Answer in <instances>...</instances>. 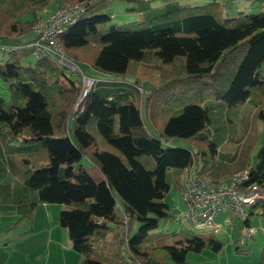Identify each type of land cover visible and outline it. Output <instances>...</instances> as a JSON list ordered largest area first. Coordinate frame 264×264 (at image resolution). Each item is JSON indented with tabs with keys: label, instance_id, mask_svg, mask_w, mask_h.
<instances>
[{
	"label": "trees",
	"instance_id": "1",
	"mask_svg": "<svg viewBox=\"0 0 264 264\" xmlns=\"http://www.w3.org/2000/svg\"><path fill=\"white\" fill-rule=\"evenodd\" d=\"M50 1L0 0V48L18 47L1 48L11 58L0 62V205L25 208L12 226L31 221L39 205H65L58 222L81 264H104L91 257L90 238L107 222L129 257L111 264H187L188 252H220L224 245L212 235L168 242L161 227L175 216L164 199L171 182L183 188L181 176L192 165L214 182L247 171L246 183L264 187V0L262 11L233 17H223L224 4L216 0H160L140 9L141 20L124 24L90 11L102 0H55L86 4L57 40L65 58L93 79L77 108L79 76L47 57L21 62L32 55L27 45L34 35L25 37ZM152 54L159 81L148 86L135 67ZM244 103L260 124L244 153L260 144L252 161L234 167V159L216 158L233 135L232 108ZM174 138L192 145H170ZM143 155L154 160L152 168ZM20 156L27 164L22 181L14 169ZM258 207L264 214L261 201L248 216Z\"/></svg>",
	"mask_w": 264,
	"mask_h": 264
},
{
	"label": "rangeland",
	"instance_id": "2",
	"mask_svg": "<svg viewBox=\"0 0 264 264\" xmlns=\"http://www.w3.org/2000/svg\"><path fill=\"white\" fill-rule=\"evenodd\" d=\"M210 1L213 0H176L179 4L187 5H200ZM216 1H220L224 4L223 17H233L239 12L257 13L263 10L259 7V0H245L237 4L232 3L230 0ZM54 2L57 7L60 5L59 2L51 0L47 5L48 8L46 7L38 13L39 19H46L50 16L52 12L50 14L48 13L52 9ZM162 4L163 3L160 0H148L139 4H133L126 0H102L93 2L91 4L92 6L90 7V11L94 14L103 13L110 15V23L124 24L141 20L142 14L139 12L141 8L146 6L156 7ZM132 6H134L136 10L128 11V9ZM29 17L30 16L27 14L24 18L27 19ZM32 36L33 34L30 33L25 37V39L32 38ZM8 57L11 58L8 53L2 51L0 48V62L5 61ZM33 61V55L24 57L21 60L22 64H32ZM159 66L160 64L157 57L152 54L151 56H147L144 62L137 64L135 67V73L142 79V81H144L145 84L149 86L159 81ZM260 74L264 76V63L261 67ZM98 75L105 77L102 74ZM254 111L255 108L247 103L240 104L232 108L230 118L233 120V135H229V138L225 142L226 144L224 143L225 145H222V147L219 148V155L216 158L218 161L223 160L221 157L232 158L234 159L233 166L235 167V165L243 159L253 160L254 153H256L260 144L259 140L254 145L250 154L248 153L249 155H246L244 152L245 147L255 140L258 131H260V124L257 122L258 120H255L254 118ZM146 126L151 131L148 123H146ZM168 143L170 145L184 147L192 145L188 141L178 138L169 139ZM22 158L24 157L20 156V159L17 158L14 168L16 179L19 181L24 180L26 176L25 170L27 164L21 161ZM140 160L147 168H152L154 166V160L151 157L143 155ZM180 182L183 185L184 175L181 176ZM181 192L182 190L180 187L177 186L175 182H171L170 189L164 199V201L168 204L170 211L175 216V219L172 222L166 223L163 227H161L162 233L165 235L167 241L173 243L184 240L185 237L190 235H212L216 239L220 240L224 245L218 253H215L207 248L203 249L201 252H188L186 255L187 264H258L260 251L264 246V214H259L261 208L258 207L254 209L253 214H251L248 218L250 226L255 229L254 236L246 239L245 244H241V230L242 227H244L242 217L229 211H223L216 219V222L222 226L218 233H210L208 229H197L190 220L185 219L184 216H182L184 204ZM118 202L120 203L119 199H117V203ZM65 207L66 206L63 204L55 203L46 204V206L39 205L34 212L33 219L31 221L22 222L17 228H14L12 225L23 212H19L20 210L15 206L7 207V212L0 210V237L3 235L10 237L16 236L17 234H24V232L32 227L33 231L36 232L31 237L32 239H38V231L43 227V224L40 222L42 221V218L44 220V215L49 216L50 223H57L59 225V213L60 210ZM250 210L251 208L249 211ZM225 217L228 218L227 222H224ZM107 226L109 227L108 229H100L91 236V257L104 264L114 263L115 261L120 260V258L129 261L124 245H120L119 248L117 247L116 240L118 229L115 228L114 224L111 222H107ZM59 227L61 226L59 225ZM7 228L12 230L6 231ZM61 228L66 233L67 230L63 227ZM236 247H238V250ZM4 251L7 252L8 250Z\"/></svg>",
	"mask_w": 264,
	"mask_h": 264
},
{
	"label": "built area",
	"instance_id": "3",
	"mask_svg": "<svg viewBox=\"0 0 264 264\" xmlns=\"http://www.w3.org/2000/svg\"><path fill=\"white\" fill-rule=\"evenodd\" d=\"M237 4L245 0H230ZM86 11L85 3H61L46 19H38L31 28L34 41L27 45L32 48L35 58L47 57L66 68L72 76H79L81 81L80 96L75 105L77 108L93 85V79L85 75L76 65L65 58L58 47V36L72 25ZM6 51L17 49L14 46H1ZM247 171L237 172L228 179L218 182L203 176L194 166L184 170V183L181 192L184 211L182 216L190 220L197 229L218 233L221 224L216 222L223 211L232 212L245 221L249 209L264 201V187L257 183H246ZM255 229L244 224L241 230V244L252 238Z\"/></svg>",
	"mask_w": 264,
	"mask_h": 264
},
{
	"label": "crops",
	"instance_id": "4",
	"mask_svg": "<svg viewBox=\"0 0 264 264\" xmlns=\"http://www.w3.org/2000/svg\"><path fill=\"white\" fill-rule=\"evenodd\" d=\"M56 7L54 2L48 14L53 12ZM107 78L111 77L107 76ZM232 129L234 128L232 127ZM42 205L46 206V204ZM7 207L12 206L0 205V210L7 212ZM18 209L19 212L25 211V208ZM227 221L228 218L225 217L224 222ZM40 223L43 224V227L38 231V239H32L31 236L36 232L32 227L24 234L0 237V264H81L82 256L72 249L67 231L65 233L57 223H50L48 215H44V220L42 218ZM11 230L10 228L6 229V231Z\"/></svg>",
	"mask_w": 264,
	"mask_h": 264
},
{
	"label": "water",
	"instance_id": "5",
	"mask_svg": "<svg viewBox=\"0 0 264 264\" xmlns=\"http://www.w3.org/2000/svg\"><path fill=\"white\" fill-rule=\"evenodd\" d=\"M150 264H157L156 262L152 261Z\"/></svg>",
	"mask_w": 264,
	"mask_h": 264
}]
</instances>
